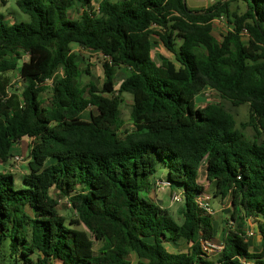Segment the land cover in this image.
I'll return each instance as SVG.
<instances>
[{"label": "trees", "instance_id": "trees-1", "mask_svg": "<svg viewBox=\"0 0 264 264\" xmlns=\"http://www.w3.org/2000/svg\"><path fill=\"white\" fill-rule=\"evenodd\" d=\"M91 2L16 0L27 22L8 24L0 15V80L18 71L23 87L20 99L0 87V162L19 142L32 143L18 189L12 174L0 173L1 259L264 264V0H214L198 11L186 0H101L94 9ZM234 3L243 14L230 10ZM219 19L227 28L221 40L212 25ZM153 37L173 61L153 60ZM72 45L99 54L100 89L83 84ZM117 70L124 73L118 83ZM204 90L220 102L199 109ZM123 95L132 101L130 131H121ZM224 102L247 106V121L238 127ZM158 164L164 176L151 182ZM203 164L213 197L229 201L231 220L256 224L258 253L241 231L223 235L215 261L203 253L202 243L215 237L212 216L197 203ZM157 182L182 196L181 224L149 198ZM52 190L76 215L69 224Z\"/></svg>", "mask_w": 264, "mask_h": 264}, {"label": "rangeland", "instance_id": "rangeland-1", "mask_svg": "<svg viewBox=\"0 0 264 264\" xmlns=\"http://www.w3.org/2000/svg\"><path fill=\"white\" fill-rule=\"evenodd\" d=\"M95 3H98L100 0H93ZM214 2V0H186V5L189 10L198 11V10H204L211 6V4ZM8 8L7 11H1L2 15L4 17H9L8 13H10V17L13 16V13H16L15 19L16 23L20 22H27L28 17L22 14L18 8L15 5V0H8ZM94 9V7H93ZM231 11H235L237 14H243L245 7L242 4H232ZM80 10H75L73 12V18H76L78 15H80ZM1 15V16H2ZM213 25V35L217 40H221V36L225 35L226 33V24L224 19L215 20L212 23ZM242 40L244 43L247 42V36L245 34L242 35ZM152 58L153 60L160 65L161 64V58H166L170 61H173V57L171 54L166 52V50L162 47L160 42L157 38H152ZM72 52L76 56V61L78 62L79 69L82 71V82L83 84L93 83L96 87L99 89L101 88V84L103 81V72H102V66H101V58L98 53L87 51L80 49L74 45L71 47ZM88 72V74L85 73ZM124 79V73L121 70H117L115 73V82L118 83L121 80ZM19 76L18 71L10 72L2 76V79L0 80V87H3V92H5L6 98L8 99L11 96H16L17 99H20V94L22 91V86L19 84ZM48 95L42 94V99L47 100ZM197 107L199 109H203L207 104L209 103H218L220 102L219 98L215 93H213L210 90H205L204 93H202L200 96H198L197 99ZM131 97L129 95H123V103L120 107V120L122 122L121 131H130L132 129V124L130 120V108H131ZM225 109L229 111L235 118L236 124L238 127L241 123H245L248 118V107L247 106H240L238 108L231 107L228 103H223ZM89 113H94V110L91 108L87 110L84 114V119L87 120L89 117ZM243 134L245 138L248 141H252L254 138V133L251 129L247 128L246 130H243ZM259 141H264V135L261 137ZM32 143L29 140H23L15 145L13 149V157L8 161V163L3 164L0 162V173H10L15 178V188L18 187V181L26 176L28 174V164L30 162V147ZM18 158V160H14L15 158ZM204 164L199 169V178L198 182L204 187L205 192L208 195L209 198V205L211 209L214 212L213 220L216 224V235H219V237L215 238V242L219 243L222 242V237L224 234H226L228 231H241L245 234V240L249 241L252 245L255 243V239H248L246 236L247 229H251L250 223H245L243 228H239V224L242 221H234L231 220V209L230 204L228 200H222L220 198H214L213 192H214V184L209 183L206 180L205 177V170H204ZM164 176V168L161 164H158L156 173L150 178V181H154L156 179L162 178ZM51 197L56 200L58 207V213L62 217L66 219V223L69 224L70 220L76 219V215L71 211L70 206L68 204L67 199H61L58 197L55 191H51ZM159 195L158 200L161 202H158L163 208H166V210L170 213L172 218L178 223H182V216L181 211L183 205H177V204H171V199L173 194L168 192L167 189H158L155 188V192H152L149 194L150 199L153 200L156 203V195ZM162 199H165V204L163 203ZM163 203V205H162ZM76 230H83L82 227H76L73 226ZM257 231V229L255 228ZM218 239V240H217ZM220 240V241H219ZM99 246L95 244L94 249L98 250ZM4 251L2 252L7 253V242L4 243ZM0 253V256L3 254ZM218 253H212L210 256V259L212 261H215L216 256ZM0 264H8V260L1 259L0 257Z\"/></svg>", "mask_w": 264, "mask_h": 264}, {"label": "crops", "instance_id": "crops-1", "mask_svg": "<svg viewBox=\"0 0 264 264\" xmlns=\"http://www.w3.org/2000/svg\"><path fill=\"white\" fill-rule=\"evenodd\" d=\"M16 1V0H15ZM101 1V0H100ZM99 1V2H100ZM98 2V3H99ZM98 3H95L93 0H92V2H91V6L92 7H94V6H97V4ZM7 11V10H9V8H8V0H0V15H2V13H1V11ZM77 11L79 10L78 8L76 9ZM75 10H73V11H71L70 13V15L71 16H73V12H74ZM80 13H81V10H80ZM14 15L13 16H11L10 17V13H8V16L9 17H4L3 15V17H4V19H5V22L6 23H8V24H12V23H15L16 22V19H15V15H16V13H13ZM72 47V46H71ZM77 47V46H76ZM149 198H150V196H149ZM156 204H158V202H161V201H159L158 200V198H159V195L157 194L156 195ZM207 204H209V198H208V195H207V193L205 192V195L203 196V198H202ZM162 201H163V203L165 204V199H162ZM163 203H162V205H163ZM161 204V203H160ZM160 204H158L160 207H162L163 208V206H161ZM210 206V205H209ZM211 208V207H210ZM164 209H166V208H164ZM231 209V208H230ZM212 219H213V216H212ZM245 223L247 224V223H250L251 224V229H247V231H246V236L248 237V239H255V243L252 245L251 243H249V241H247V243H248V245H249V248H250V250H251V252H254V253H258L259 251H260V242H259V234H258V230L256 231L255 230V228L257 229V226H256V224H254V223H252V222H240V223H238L237 222V224H239V228L241 229V228H243V226L245 225ZM213 228H214V231H215V234H214V239H213V242L215 243V244H217V245H222L221 244V242H219V243H216L215 241V238L216 237H219V235H216V224H215V222H214V220H213ZM248 234H252V236H248ZM220 238V237H219ZM218 240V239H217ZM220 241V240H219ZM130 261H131V263H135L136 262V259H135V257L134 256H131L130 258Z\"/></svg>", "mask_w": 264, "mask_h": 264}, {"label": "built area", "instance_id": "built-area-1", "mask_svg": "<svg viewBox=\"0 0 264 264\" xmlns=\"http://www.w3.org/2000/svg\"><path fill=\"white\" fill-rule=\"evenodd\" d=\"M95 11H97V7L95 8ZM204 91L202 93H204ZM14 160L17 161L18 158L16 157ZM164 187L165 186H164V184L162 182H157V188L158 189H164ZM197 203H198V207L201 210H203L207 215H209V216H213L214 215V212L210 208L209 204H207L203 199H201V198L198 199ZM171 204H177V205L183 204L182 196L180 194L173 193V196H172V199H171ZM248 236H252V234H248ZM201 249H202L204 254H206L207 256L210 257L213 252L214 253H219L222 250V245H217L213 241L212 242H205V243H202Z\"/></svg>", "mask_w": 264, "mask_h": 264}]
</instances>
